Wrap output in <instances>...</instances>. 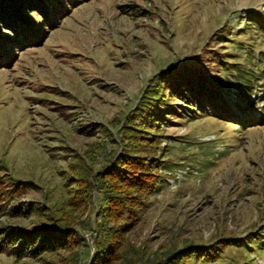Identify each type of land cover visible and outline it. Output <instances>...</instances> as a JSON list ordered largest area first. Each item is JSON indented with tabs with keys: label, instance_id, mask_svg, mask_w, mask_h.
Wrapping results in <instances>:
<instances>
[{
	"label": "rangeland",
	"instance_id": "rangeland-1",
	"mask_svg": "<svg viewBox=\"0 0 264 264\" xmlns=\"http://www.w3.org/2000/svg\"><path fill=\"white\" fill-rule=\"evenodd\" d=\"M58 2L0 65V264H264V0Z\"/></svg>",
	"mask_w": 264,
	"mask_h": 264
},
{
	"label": "trees",
	"instance_id": "trees-1",
	"mask_svg": "<svg viewBox=\"0 0 264 264\" xmlns=\"http://www.w3.org/2000/svg\"><path fill=\"white\" fill-rule=\"evenodd\" d=\"M46 4L43 3L41 0H0V50L2 46H6L9 48L8 53L10 55L8 56H0V65L3 64L7 59L12 58V53H14L15 48H20V41L22 38L28 39L27 43H37L38 41L40 42L41 39L45 35V30H50L57 24H59L60 21V14L63 16L64 9L60 7V3L58 0H45ZM71 4H74L77 2V0H68ZM36 15L34 19L38 18L40 19V25L36 21V24L38 26H44L43 27H38L37 33L32 35V28L30 24V16ZM251 18L249 19V25L252 26V28L260 33H264V18L260 16V14L252 12L250 14ZM31 19V22L35 24V20ZM6 29L7 34L10 36L6 35L4 32ZM252 29V30H253ZM39 34V35H38ZM42 34V36H41ZM11 35H13L11 37ZM9 38V39H8ZM12 38L13 40H11ZM26 43V44H27ZM17 45V46H16ZM13 46V49H12ZM11 50V51H10ZM13 50V52H12ZM2 51V50H1ZM250 55V52H248L247 56ZM261 58H256V61H260ZM11 61V59H10ZM9 64V63H8ZM251 73L245 72L244 74L242 73V78L239 76L236 77L238 78L236 81L238 83H241L238 85V91L241 92L244 88L245 90H248L249 88H253V85L251 86V79L252 77L256 78V72H253V70L250 71ZM248 76L249 78H244L248 80V84H245L243 81V77ZM251 77V78H250ZM221 87V86H217ZM217 87H208V85H204L202 90L199 92L192 95V97H189L190 100V106L192 108L195 107V102L199 103L200 108H206L207 104L209 103L210 106L213 108H217L219 105L224 104L222 101L221 97V89ZM200 89V88H199ZM252 91H250L251 93ZM249 93V94H250ZM248 94V95H249ZM193 99V100H192ZM222 102V103H221ZM243 111L246 112V110L249 109L248 105H245L242 107ZM216 110V109H215ZM199 111V110H197ZM263 112V111H262ZM264 113V112H263ZM238 117V116H236ZM243 118H247V116L243 115ZM242 117H238L237 120H241ZM250 121L244 122L241 125L244 126H254L261 123L263 120L262 119H255L253 117H249ZM49 231H43L38 233L33 241L28 245L29 247H32L33 250L29 251L31 254H36L38 251L45 247L51 246V241L53 240L54 242L59 243L60 245H63L66 241L67 235H57L51 234V237L48 236ZM22 240H24L22 238ZM20 242L21 239H18Z\"/></svg>",
	"mask_w": 264,
	"mask_h": 264
}]
</instances>
